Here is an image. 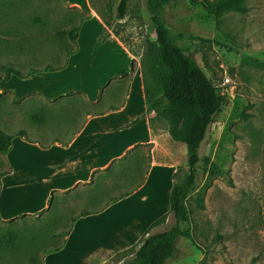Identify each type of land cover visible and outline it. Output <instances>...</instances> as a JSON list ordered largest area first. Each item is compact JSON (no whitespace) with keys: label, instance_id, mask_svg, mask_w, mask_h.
Returning <instances> with one entry per match:
<instances>
[{"label":"rangeland","instance_id":"1","mask_svg":"<svg viewBox=\"0 0 264 264\" xmlns=\"http://www.w3.org/2000/svg\"><path fill=\"white\" fill-rule=\"evenodd\" d=\"M118 1L87 3L134 55L136 73L145 78L150 102L159 96L160 87L146 2L130 0L127 16L118 20ZM217 1L178 0L161 14L176 42L194 56L224 98L201 142L195 183L185 200L189 217L180 225L191 237L176 239L174 256L167 264H264V0H244L245 13L227 10L214 18L208 7ZM66 16L74 22L84 15L64 0H0V129L13 135L9 150L0 152V239L11 231L14 240L9 245L7 238L0 247V264H40L44 254L61 245L72 217L120 195L110 188L113 183L105 173L96 176L91 188L58 192L52 198L44 195V186L32 187L34 180L8 173V167L14 166L16 141L22 130L30 128L33 110L50 105L51 100L24 91L29 76L3 79L5 68L26 74L41 69L39 64H55L53 56L66 46L73 48L67 35L58 34L70 25ZM97 68L99 62L89 70L97 73ZM155 119L168 130L179 126L159 113ZM168 153L167 163L174 166L172 182L182 184L189 172L185 145L176 140ZM110 174L113 178L121 174L117 165ZM166 204L168 209V199ZM167 209L165 220L147 231H162L175 223ZM138 242L105 264H134Z\"/></svg>","mask_w":264,"mask_h":264},{"label":"crops","instance_id":"2","mask_svg":"<svg viewBox=\"0 0 264 264\" xmlns=\"http://www.w3.org/2000/svg\"><path fill=\"white\" fill-rule=\"evenodd\" d=\"M64 2L82 11L84 19L73 22L66 16L70 25L63 29H79L75 41L68 39L73 48L66 46L51 58L56 63L49 65L60 69L24 79L30 83L24 91L51 101L33 110L8 173L34 180L32 187L44 186V195L51 198L91 188L96 176L105 173L113 183L110 188L127 195L90 214L75 215L60 249L44 254L40 263L105 264L136 244L166 211L174 171L167 156L176 140L148 112L145 78L136 73L134 55L113 32L98 42L105 24L87 0ZM86 7L90 11L83 12ZM84 45L88 48L83 51ZM98 62L97 73L89 70ZM113 165L121 172L114 178Z\"/></svg>","mask_w":264,"mask_h":264},{"label":"trees","instance_id":"3","mask_svg":"<svg viewBox=\"0 0 264 264\" xmlns=\"http://www.w3.org/2000/svg\"><path fill=\"white\" fill-rule=\"evenodd\" d=\"M129 1H118L116 7V18L118 20L127 16ZM175 1L178 0H145L155 33L156 60L154 67L157 83L160 87L159 96L148 102V112L159 113L169 117L171 121L179 123L178 127L169 130L173 139L180 140L185 145L189 172L184 183H173L170 190L167 211L173 215L175 223L162 231L153 233L146 231L132 254L134 264H167V261L174 256L176 239L178 237H191L190 231L180 225L186 222L189 217L185 200L195 183L196 166L200 161L199 148L201 142L204 140L215 115L220 111L224 99L194 56L186 52L176 42L175 36L165 25L161 17L162 11L165 6ZM243 1L218 0L208 7V14L217 18L227 10L245 13L247 7L243 5ZM83 19L84 17H81L80 21ZM103 22L105 28L98 37L99 43L103 42L111 32L118 36L117 32L111 30L110 25L105 20ZM78 29L79 25H75L70 29H60L58 34L67 35L71 41H75ZM179 36L182 37V34H179ZM70 52L67 51V54ZM57 69H60V67L45 65L41 69L32 68L26 74H23L16 68L6 67L3 79L7 80L11 75L26 78L35 72ZM145 95L148 101L149 92L147 89ZM22 133H24L23 130ZM12 138L13 135L0 129V152L8 151ZM126 195L125 193L113 197L105 205ZM90 213L92 211L81 210L78 216ZM75 218L76 216L72 217V221ZM165 218L166 213H163L152 223V226L160 224ZM7 238L9 239V245L13 244V233L10 231L6 238L0 239V247L6 243L5 239ZM60 247L59 245L47 253L57 251Z\"/></svg>","mask_w":264,"mask_h":264}]
</instances>
